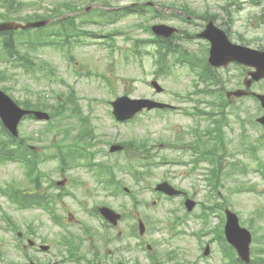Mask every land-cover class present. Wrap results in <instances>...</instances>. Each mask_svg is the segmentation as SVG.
I'll return each mask as SVG.
<instances>
[{
    "label": "rangeland",
    "instance_id": "obj_1",
    "mask_svg": "<svg viewBox=\"0 0 264 264\" xmlns=\"http://www.w3.org/2000/svg\"><path fill=\"white\" fill-rule=\"evenodd\" d=\"M63 0H16L18 6L31 3L21 9L16 15H9L10 19L17 22L18 19L24 16H44L48 14V11L59 7V3ZM74 3H78L79 0H70ZM140 2L143 0H101L97 3L82 1L79 2V6L88 7L89 5L96 4L97 6L101 2H106L110 7H121L123 5L134 4L133 2ZM264 4V0H258ZM153 4L164 8L163 11H179L180 7L186 6L190 11L195 12L198 15L209 13L213 16H218L222 21L219 23H225V27L231 30L233 36L231 40L235 43H240L251 48L264 49V26L257 28L255 26L254 14L259 11L258 8L252 7L250 0H234V5L228 7L230 16L228 17L225 12L222 11V7L226 6L224 0H151ZM161 4V5H159ZM174 5V7H172ZM221 6V7H220ZM89 13V12H88ZM76 23L78 25L80 19H84L81 14H78ZM145 18L130 15L118 20L115 24H85L82 25L81 30L86 32L84 37L80 40L88 42L87 45L73 44L70 52L74 57L75 64L69 61V57H66L61 51L58 52L55 48L43 47L40 48L33 38L27 40L24 45L18 47L20 56L26 59L34 60L35 64L39 67L49 66L55 70V76L45 78L42 72L35 71L34 76L22 73L21 70H13L10 66L1 64L0 71V89L6 88V94L13 100L22 103L24 101L36 102V100L46 101L49 105L54 104V97L60 94H68L67 87L70 86L75 92L78 103L85 116L89 119V130L95 133L96 142H94L93 148L88 149L94 152L93 162L95 164L103 163L113 167V171L116 180L119 182L121 189L128 188L129 192L124 194L123 192L117 197H108L110 190L105 189L104 186L95 184L92 176L93 172H90L83 166L76 165L70 169H67L63 174L59 173L58 162L50 161L40 166L43 173L48 175L54 183L56 181H67L68 186L65 188L66 183L61 188L62 190L52 189L51 194L58 191L68 190L72 191L73 195L77 196L81 200H85L89 205L95 203L104 204L112 208L113 210L120 212H127L134 214L135 209L132 208V199L130 194L135 192L136 201L138 204L137 214L143 221L146 232L145 237L147 243L151 246L157 260L161 264H225V258L221 252V243L214 241L210 245V253L207 257L202 256V251L205 243L213 237V233L206 235L202 233L199 238L196 237L201 230H211L214 227H218L221 230L222 227V213L219 210L211 212H205L207 217V223H203V219L199 216L202 213L200 203L211 204L213 199L207 200L208 188L203 178L205 172L202 165L192 175H188L190 167H177L169 165H159L157 169L153 171V175L143 184H134L131 174L125 169L128 167V163L131 159H138L135 156L126 153L124 151L109 154L108 147L110 144H123L132 139L138 141L142 139H148L149 143L154 145L155 142L163 143L175 142L176 138L185 133V140L188 141L186 133L195 127L198 123V119L191 117L188 113L192 112L193 103L186 99H178L173 94L179 93L181 95L190 94L193 91V82L198 81V77L195 72L198 70L190 71L188 67H180L179 64L172 68V73L169 76H158L155 73V67L153 66V58L149 55H143L142 59L134 60L129 53V60L126 61L122 58L121 51L128 50L131 46V41L125 40L120 34L116 35L114 32H130L132 38H147L148 34H144L139 27V24L144 22ZM155 18L151 21L154 23H164L168 26L177 25L174 19ZM165 21V22H163ZM224 27V28H225ZM35 33L34 30H30ZM113 32L114 49L110 51L107 46H103L104 42H109L106 38V34ZM31 33V34H32ZM23 35L22 33L18 34ZM18 35L15 38H19ZM117 36V37H116ZM238 36H242L243 40H247L248 43H241L238 40ZM33 37V36H32ZM47 34H43V38H46ZM18 42V41H17ZM28 42H32L29 45ZM188 49L194 55L202 56L198 47L195 45H189ZM19 55V54H18ZM33 62V63H34ZM111 63L114 65L112 68ZM75 65L77 68H75ZM80 67L86 72L96 73L97 71H108L112 75H106L110 81L113 82L114 94L107 93L105 88L95 80L89 78H81L76 76L75 69L80 70ZM111 68V69H110ZM47 70V67H44ZM244 70L243 72L246 71ZM240 71V74L238 73ZM242 70L232 67L229 68L228 74L225 71H214V74L222 82L225 90L230 91L237 88H241L240 81ZM102 76L105 73L101 74ZM230 80L225 83L226 80ZM148 80H156L161 87L164 88V92L161 95H156L145 84ZM222 85V83H221ZM220 85V86H221ZM215 87V86H213ZM251 90L264 94V81H260L252 85ZM109 91V90H108ZM127 92L133 98L148 97L157 101L171 103L180 107V111L172 113H160L155 112L145 113L140 115L136 121L127 123H118L111 116V107L106 105L108 100H113L115 97L120 96L122 93ZM236 107H239L240 117L246 121L245 128L249 140L257 142L264 134V130L251 125L250 121H255L262 114V110H258L257 104L251 99L246 98L241 102H236ZM40 109L44 107L40 106ZM49 113L47 110H40ZM230 122L232 125V131L228 130L229 134V146L233 150H236L237 138H239V126L233 115L230 116ZM46 124L39 121L23 120L18 127L19 134L22 138L29 140L28 143L32 147H38L39 149L46 148L48 151L53 149L54 144H58V139L54 137V130L51 129L50 133L41 137L39 133L44 131ZM68 124L72 125L71 136H74L79 131L80 127L77 122H73L72 119L65 121L56 118L53 122H49V126H54L56 131H60L64 126ZM201 128L205 126L201 124ZM38 138H42L40 141ZM163 141V142H162ZM61 145L63 143L60 142ZM156 146H159L156 145ZM153 156L156 163H159L160 157L166 159H187L188 156L183 152L167 149L164 146L154 149ZM261 163L264 164V150L259 153ZM237 161L245 165H249L248 171L244 175L236 174L234 177H224L223 183L225 187L220 188L221 197L227 198L232 212L236 214L241 226L248 229L249 224L253 222V229L256 230V244H251V249L257 247H264V219L259 220L257 214H264V182L260 176V173L256 172L257 165L254 160L244 155H239ZM80 164H84L85 161L79 160ZM136 162V161H134ZM137 163V162H136ZM138 169V168H137ZM256 172V173H255ZM64 178V179H63ZM95 179V178H94ZM167 181L172 186H176L185 190L189 195L195 196L194 200L199 203L193 210L190 219L184 225H175L172 223L173 219L178 217L182 218L186 211L180 206L179 199H164L160 198L156 206H151V202L156 200V195L151 189L159 182ZM17 182L25 184L23 177L22 167L17 162H7L0 164V187L6 188L7 186H16ZM46 185V184H43ZM143 185V187H142ZM148 191H144V187H148ZM241 188H249L253 186L255 191H239ZM151 188V189H150ZM197 191V193H196ZM55 194V193H54ZM148 204L149 206H146ZM77 205V206H76ZM67 207L71 210L75 217L80 220L76 221L73 217V222L78 224H89V221L94 223L90 218L86 216L85 212H81L80 207L71 196H65L62 200L59 199L54 206L55 213L59 216L62 223L69 222V216L66 213ZM80 209H79V208ZM135 207V208H136ZM155 207V208H153ZM174 210V213H171ZM6 216L7 221L14 222L21 232H25L27 225H30L36 233L33 241H39V238L44 237L48 244L53 242L54 247L51 246L49 254L35 253L33 249L28 250L27 254L29 258L36 257V260H40L42 263H55L57 259V252L59 247L55 245V241L63 235V227L59 224H54L49 216L39 210L38 208H32L24 211H18L16 206L11 205L8 199L0 193V254L6 258V260L15 261L16 264L27 263L24 256L19 251V246L15 240V235L11 231V226L8 225L3 216ZM220 216V217H219ZM198 217V219H195ZM10 218V219H9ZM89 220V221H88ZM72 222V221H71ZM29 223V224H28ZM132 221H127L122 224V231L126 233L127 226H130ZM136 222L134 221V224ZM173 224V228H171ZM94 228L101 232L100 228L93 224ZM9 227V228H7ZM75 234H81L77 227L74 225L71 227ZM52 232V237L48 236V233ZM116 232H109V238L111 241L103 244L101 241H97L96 245L100 253L106 254L107 250L112 252L109 256V260H104L102 264H115L116 262H124L123 264H152L146 257V253L141 249L136 250L134 247V240L126 238L122 242H116L113 240ZM80 236V235H79ZM261 238V240H260ZM98 239V236H97ZM209 239V240H208ZM52 240V241H51ZM130 242L133 244L132 250H128L125 243ZM87 245L83 243L82 252H79L86 259L91 258L92 254L86 251ZM119 249V253L116 251ZM7 253V255H6ZM168 254H174L176 261L167 263ZM251 252V258L253 255ZM258 255V254H257ZM54 256V259L52 258ZM4 258V259H5ZM0 264H5L0 262ZM14 264V263H13ZM74 264V263H66Z\"/></svg>",
    "mask_w": 264,
    "mask_h": 264
},
{
    "label": "water",
    "instance_id": "obj_2",
    "mask_svg": "<svg viewBox=\"0 0 264 264\" xmlns=\"http://www.w3.org/2000/svg\"><path fill=\"white\" fill-rule=\"evenodd\" d=\"M12 27L13 26H11V25L3 26V28H12ZM154 30L157 33H161L160 31H162L161 28H154ZM260 56H261V58L256 56V58L259 60L255 59V61H251L252 64H255L254 66H256V69H257L256 73L253 74L255 80H258L260 78H264V54H261ZM262 101H263V105H264V98L263 97H262ZM141 103H146V102H141ZM0 110H2V112H4L5 114L9 115V117L11 115L13 116V118L11 117L12 119L10 120V123H11L13 130H14L15 125L18 122L19 117L21 116V113L15 108V106L10 101H8L1 94H0ZM2 115H3V113H2ZM3 118L6 119V117L4 115H3ZM114 149H116V148H113V150ZM160 189L165 191V192L171 193L170 189L167 187H164V188L161 187ZM227 216H228L227 231H229L230 233H234L235 230H236V232H240V230L237 229V226H236V222H237L236 218L229 213H227ZM228 239L232 242L231 237H228ZM247 242H248V237L246 236V239L244 242V247L242 248V251L245 252V257L247 256ZM232 243L238 248V244L236 242H232Z\"/></svg>",
    "mask_w": 264,
    "mask_h": 264
},
{
    "label": "trees",
    "instance_id": "obj_3",
    "mask_svg": "<svg viewBox=\"0 0 264 264\" xmlns=\"http://www.w3.org/2000/svg\"><path fill=\"white\" fill-rule=\"evenodd\" d=\"M141 148H142V149H144V147H143V146H142ZM35 158H36V156L34 155V156H33V159H35Z\"/></svg>",
    "mask_w": 264,
    "mask_h": 264
}]
</instances>
